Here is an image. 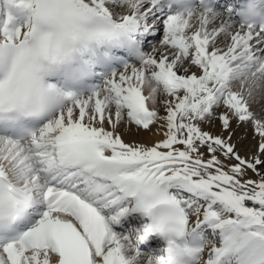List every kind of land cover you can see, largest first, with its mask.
Instances as JSON below:
<instances>
[{
	"label": "snow or ice",
	"instance_id": "obj_1",
	"mask_svg": "<svg viewBox=\"0 0 264 264\" xmlns=\"http://www.w3.org/2000/svg\"><path fill=\"white\" fill-rule=\"evenodd\" d=\"M258 95L264 0H0V264H264Z\"/></svg>",
	"mask_w": 264,
	"mask_h": 264
},
{
	"label": "bare ground",
	"instance_id": "obj_2",
	"mask_svg": "<svg viewBox=\"0 0 264 264\" xmlns=\"http://www.w3.org/2000/svg\"><path fill=\"white\" fill-rule=\"evenodd\" d=\"M147 50H149V49H147ZM193 71H196V69H194ZM233 89L234 90H240V85L236 86V84H234L233 85ZM145 93H147V89H145ZM164 99H167V97H164L163 94H161L158 97V100L161 101V104H163L162 101ZM256 99H257V104L260 106V109L264 108V95H258L256 97ZM160 106H162V105H160ZM162 107H164V106H162ZM157 109H158V112H159V114L161 116L165 115V112H163V111L160 112L159 104L157 106ZM162 109H164V108H162ZM221 111H223V108L218 109L217 110V114H219V112H221ZM259 119H261V118H259ZM163 123H164L163 121H160V122H158L156 124H153L151 126V130L150 131L143 130V129H138L134 125L131 126V127H127L125 125H121L118 128V132H119V134L121 135V137L123 138V140L126 143H129V144L140 143V144H145L147 146H151V145H153V144H155V143H157L159 141H162L165 138L164 134H163L164 133V128L161 127V125ZM201 127H202V130L210 132L214 136H222L225 133V131L222 128L221 123H220V121L218 119L212 120L211 122H208V121L206 122L205 121V123H203L201 125ZM228 131L236 132L235 119H233L231 121V126L228 129ZM224 138H227V137H224ZM229 143H231V144H233L235 146V151L240 147V145H236L231 140L229 141ZM177 147H181V146H177ZM240 156H242V155L240 154ZM207 158L208 157H207V154H206L205 155V159H207ZM234 162L235 161H225V163H234ZM251 176H253V175H251V172L249 171L248 174H247L246 179H252L253 177H251ZM254 180H256V179H254ZM118 230H120V229H118ZM140 249H142V251H143L142 253H143L144 258L147 259V256H148L147 252H149L150 250L147 247L143 246V245L140 246Z\"/></svg>",
	"mask_w": 264,
	"mask_h": 264
},
{
	"label": "rangeland",
	"instance_id": "obj_3",
	"mask_svg": "<svg viewBox=\"0 0 264 264\" xmlns=\"http://www.w3.org/2000/svg\"><path fill=\"white\" fill-rule=\"evenodd\" d=\"M159 36H162V31L159 34ZM149 39L152 40V38H149ZM153 42L156 43L157 46L159 45V39L158 38L156 40H154ZM150 50L151 49L149 48V51ZM235 84H236V86L239 85L237 83H235ZM250 103H251V110L254 112V114H256L257 118L264 119V108L260 109V106L257 104V99L255 98L254 100L250 101ZM160 105L163 106V104H161V103L159 104L160 112H162V111L165 112V110L162 109L164 107H162ZM213 120H216V119L213 118ZM235 123H236V132L225 131V133L221 137H228L229 135H231V141L233 143H235L236 145H240V147L236 150V152L239 155L241 154L242 155L241 157H243L247 160L248 159L252 160V158L254 156L259 155L260 159L264 160V154H261L258 151V148H259L258 145L261 142V138L255 133L252 124L251 123H238L236 120H235ZM257 167H258L260 173L264 174V165H258ZM250 172H251V175H253V176H251V177H253L252 180H254V179L257 180L259 178L256 174L252 173V171H250ZM147 254L149 255L150 252Z\"/></svg>",
	"mask_w": 264,
	"mask_h": 264
}]
</instances>
